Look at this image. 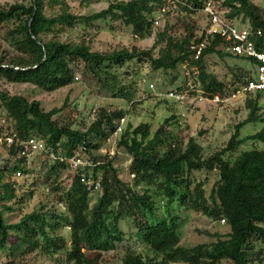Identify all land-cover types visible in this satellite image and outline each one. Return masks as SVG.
Wrapping results in <instances>:
<instances>
[{
	"label": "trees",
	"instance_id": "16d2710c",
	"mask_svg": "<svg viewBox=\"0 0 264 264\" xmlns=\"http://www.w3.org/2000/svg\"><path fill=\"white\" fill-rule=\"evenodd\" d=\"M107 1V8L90 15L75 14L68 0H18L0 6V26L9 27L5 40L14 50L0 52V81L28 82L55 91L73 84L77 73L86 70L129 104L126 109L106 105L94 108L92 121L82 129L74 125L75 120H68L77 110L68 97L60 108L45 110L40 100L31 101L23 94L0 88V137L11 135L16 140L11 156L0 161V264H19L36 252L50 257L54 264H97L103 251L114 250L131 237H136L143 248H128L121 264H264V149L243 150L232 160L224 156L250 140L264 142V116L259 103L262 93L254 99L246 98L247 118L236 125L228 144L209 156L197 137L186 140L179 135L180 114L167 117L155 131L150 122L137 126L126 123L118 141L131 156L126 169L116 165L109 153L100 152L114 132L116 120L128 116L139 96L134 83H126L119 74L120 68L147 60L153 70H168L187 61L198 66L197 81H202L207 95L225 96L254 78L257 69L247 76L245 69L249 68L241 66L240 83L230 89L206 70V55L247 59L256 68L257 60L226 52L220 37L210 42L199 59H191L189 42L203 38L210 26L207 14L201 34H196L193 25L179 34L171 33L167 24L157 32L156 44L150 49L122 47L103 52L86 43L47 38L73 28L77 22L100 18L120 20L132 27L136 37L145 38L166 0ZM182 1L188 6H180L189 12L202 11L204 3L211 1L228 22H248L251 31L261 30L259 44L264 45L263 4L255 0H222L219 6L214 0ZM91 2L81 0V6L88 7ZM258 120L262 123L259 130L240 137L244 125ZM30 136L43 139L48 147L66 156L77 150L86 154L94 163L91 172L102 177V190L89 191L77 173L69 176L66 163L51 161L43 153L38 176H31L32 160L28 163L20 156L18 141ZM125 170L133 176L131 182L123 177ZM201 170L218 176L208 195L205 185L210 176L202 180L194 177V172ZM18 171L26 178L21 180ZM64 174L70 178H64ZM39 186L58 204L42 203L27 211ZM95 193L97 199L92 203ZM159 196L167 199V214L158 211ZM182 206L201 211L215 221L225 220L230 231L210 243L181 244V217L174 211ZM13 215L18 219L11 221ZM124 222L133 230H125ZM63 228L69 229V236L61 233Z\"/></svg>",
	"mask_w": 264,
	"mask_h": 264
},
{
	"label": "rangeland",
	"instance_id": "374dc122",
	"mask_svg": "<svg viewBox=\"0 0 264 264\" xmlns=\"http://www.w3.org/2000/svg\"><path fill=\"white\" fill-rule=\"evenodd\" d=\"M16 1L18 0H0V6H7ZM68 1L75 14L84 15L99 12L109 5L107 0H92L88 7H82L81 0ZM214 1L217 6L221 5L222 0ZM255 1L264 5L263 0ZM206 21V14L203 11L189 12L182 6H179L177 7V14L172 15L166 13L162 15L159 24L153 26L152 32L145 38L136 37L131 26L120 20L111 18H100L90 22H77L73 28H69L59 34H49L47 38H57L62 42L86 43L89 44L93 50L103 52H109L122 47H135L142 50L150 49L156 44L157 32L164 30L167 24H170L169 28L171 33L179 34L180 32L186 31L189 25H193L196 34H201V28L206 24ZM235 22L236 26L239 28L240 26L243 28L250 27L248 22L241 23L239 20ZM8 30L9 27L7 25L0 26L1 53H13L14 51L5 40ZM158 49L159 46H156V55L158 54ZM204 64L208 72L214 73L217 78L225 82L230 89L240 83L239 71L241 66L249 68L245 69L247 76L254 75L257 69L256 66L247 59L245 60L234 56H222L216 53L207 55ZM118 71L126 83L128 81L134 83L139 93L134 104L130 106L127 122H131L133 126H137L141 122H150L152 130L155 131L167 117L172 114L175 116L180 114L179 119H181L182 127L179 129V135L186 140L190 136L197 137L204 148V154L206 156L224 148L228 144L231 135L234 133L236 125L244 121L249 114L246 98L238 100L229 106L213 104L205 100L201 101L197 96H194L195 98H190L185 104L165 99L166 92L172 88L197 84L199 68L197 65L188 62L180 63L175 69L153 70L151 62L144 60L141 64L131 62L130 65L124 66ZM77 75L79 78L73 84L55 91L42 90L33 83H13L6 79H1L0 88L7 90L10 94H23L31 101L40 100L41 106L45 110L60 108L68 97L69 103H71L70 105L72 107L77 106L76 112L72 113V117L68 120L71 122L75 120L74 125L82 129L86 128L92 121L93 116L91 112L94 108L104 105L117 106L124 109L128 108L129 104L126 103L125 99L115 97L111 87L109 85H104L94 74L86 70H80ZM142 76H145L143 78L147 80L146 82L142 81ZM150 84H153L154 87H151ZM199 88H201V86H199ZM256 97L257 93L248 96V98L252 99ZM259 103L261 105L260 112L264 116V95L259 96ZM183 113H185V118L182 115ZM60 120H62V118H60ZM261 126L262 123L259 120L244 125L240 130V137L256 132ZM118 141L119 138L116 142L107 141L100 152L109 153L110 156H113L116 165L126 169L131 162V156L125 148L118 145ZM251 148L264 149V142H253L250 140L239 146L236 150L226 152L224 156L232 160L241 151ZM3 153V151L0 152V161L4 158ZM42 160L43 156L40 154L36 155L34 160H32L30 165L32 168L31 176H38V171L42 166ZM70 174L73 175L74 172H69V176L71 177L72 175ZM99 174L102 173L100 172ZM65 175L66 174H64V178H70ZM206 176H210V179L205 185V191L208 195L218 178L217 174L214 172H207L206 170L194 172V177L197 179L202 180L206 178ZM19 177L21 180L26 178L24 174ZM123 177L130 182L133 178L132 175H128L126 170L123 172ZM96 196L97 193L94 194L92 203L96 201ZM52 199L54 198L49 197L47 191L42 186H39L37 195L26 210L32 211L42 203L51 206L56 203ZM156 201L159 213L162 215L167 214L166 197L159 196L156 198ZM174 206H176V203ZM174 212H176V214L178 213L181 217V244L183 245L191 246L199 243H210L217 240L219 235L224 236L230 231V226L225 222L215 221L194 208L182 206L178 207ZM15 216L17 215L11 217V221L18 219V217ZM123 228L128 231L133 230V228L125 222L123 223ZM61 233L69 236V229H61ZM128 248L142 249L143 245L137 241L136 237L128 238L118 243L116 249L103 251L102 259L97 264H121L122 258ZM19 264H54V261L50 257L36 252ZM172 264L182 263L175 262ZM224 264H229V262L225 261Z\"/></svg>",
	"mask_w": 264,
	"mask_h": 264
},
{
	"label": "built area",
	"instance_id": "2783aa9c",
	"mask_svg": "<svg viewBox=\"0 0 264 264\" xmlns=\"http://www.w3.org/2000/svg\"><path fill=\"white\" fill-rule=\"evenodd\" d=\"M180 5L188 6V4L182 0H166L164 5L160 8L158 15L155 17L154 26L159 24L162 15L166 13L172 15L177 14V7ZM202 11L208 15L210 26L206 29L202 39L196 40L192 38L190 40V58L199 59L210 42L216 37H220L223 40V47L226 52L240 57H251L257 60L258 66L256 76L254 78H249L246 84L241 88L225 96H220L219 94L209 96L205 93L202 83L197 82V84H190L186 89L172 88L166 92V97L172 98L180 104H185L190 98L197 96L201 101L205 100L213 104L229 106L238 100L247 98L253 93L260 92L264 95V45L259 44V36L262 35V31L257 30L253 32L249 28H239L235 23L228 22L217 12L211 1H206L204 3ZM78 78L79 77L76 76V79ZM142 81L146 82L147 80L142 78ZM150 86L154 87L153 84H150ZM199 86H201V88H199ZM193 87H196L195 92L192 91ZM182 115L185 118V113ZM115 123L116 128L107 139L108 142H116L120 137L127 123V116L121 117L116 120ZM15 141L16 140L11 135L0 137V149H2L0 152H4L3 159L11 156L12 146ZM18 141L20 143L19 154L20 156L26 157L28 163H30L36 155L43 153L47 155L51 161L66 163L69 171L77 173L89 191L98 192L102 190V177L100 175L95 176L91 172L89 168L94 166V163L80 150H77L71 156H66L48 147L43 139L36 136H30ZM17 175L21 176V171H18ZM222 221L225 222V220Z\"/></svg>",
	"mask_w": 264,
	"mask_h": 264
},
{
	"label": "crops",
	"instance_id": "0c3cea01",
	"mask_svg": "<svg viewBox=\"0 0 264 264\" xmlns=\"http://www.w3.org/2000/svg\"><path fill=\"white\" fill-rule=\"evenodd\" d=\"M207 55H210V54H207ZM207 55H206V56H207Z\"/></svg>",
	"mask_w": 264,
	"mask_h": 264
}]
</instances>
